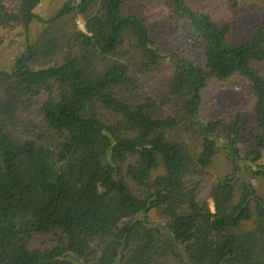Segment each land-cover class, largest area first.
<instances>
[{
  "label": "trees",
  "instance_id": "obj_1",
  "mask_svg": "<svg viewBox=\"0 0 264 264\" xmlns=\"http://www.w3.org/2000/svg\"><path fill=\"white\" fill-rule=\"evenodd\" d=\"M41 2L0 0L26 42L0 70V264H264V17L233 43L215 0H69L47 19ZM233 78L249 115L205 118Z\"/></svg>",
  "mask_w": 264,
  "mask_h": 264
},
{
  "label": "rangeland",
  "instance_id": "obj_2",
  "mask_svg": "<svg viewBox=\"0 0 264 264\" xmlns=\"http://www.w3.org/2000/svg\"><path fill=\"white\" fill-rule=\"evenodd\" d=\"M69 0H42L41 4L35 10V13L44 19L53 16L56 11ZM79 1V0H73ZM224 3V6H218V11H225L232 15L231 21L234 23V32L231 41L241 42L244 38L238 37L239 32L250 33L253 24L258 23L264 17V0H240L241 4L235 9L231 8L229 0H215ZM214 3V0H210ZM233 9V11H230ZM78 24L83 28V21ZM41 25L34 22L30 27L31 38L34 40L40 31ZM186 29L182 31L185 32ZM0 35L6 38L5 44L0 47V70L12 71L15 59L25 50V39L23 30L17 28L14 31H8L0 28ZM170 44L169 48L181 46L182 41L178 40L176 45ZM187 51L195 58L200 57V47L197 44H191ZM204 111L203 116L211 119H221L225 122L233 121L238 115H249L252 109V96L249 85L242 79L233 78L226 83L212 82L203 93ZM248 146V145H247ZM243 153H246L245 147L241 146ZM264 162V158H263ZM229 172V165L225 153L219 155L209 171V181L213 182ZM260 194L264 195V180L255 179L252 181ZM211 207L212 203H211Z\"/></svg>",
  "mask_w": 264,
  "mask_h": 264
}]
</instances>
